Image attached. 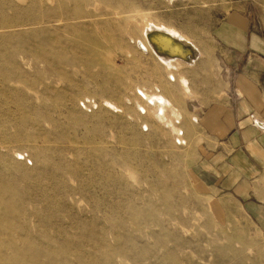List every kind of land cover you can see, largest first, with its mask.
<instances>
[{"label": "rangeland", "instance_id": "374dc122", "mask_svg": "<svg viewBox=\"0 0 264 264\" xmlns=\"http://www.w3.org/2000/svg\"><path fill=\"white\" fill-rule=\"evenodd\" d=\"M63 1L64 9L82 7L83 13L96 16L90 18L91 32L101 41L85 45L102 59L115 58L131 84L148 93H156L169 71L148 57L124 60L114 38H124L131 30L140 34L149 18L179 27L209 53L206 43L213 25L232 6L226 0ZM55 3L0 0V171L10 169L0 172V184L10 181L19 194L32 184H44L46 195L34 204L14 202L28 219L17 214L9 222L17 231L0 232V264H264V221L258 219L264 215L253 216L244 203L217 189L216 177L203 159L205 140L195 124L184 123L186 103L178 114L168 111L162 128L170 137L161 138L152 126L142 132L136 119H128L131 113L138 115L129 102L125 114L97 116L104 101L96 91L97 80L79 74L71 88L60 89L51 58ZM252 5L264 24V0ZM178 68L177 81L169 84L184 104L179 76L188 80L195 65ZM209 70L215 73L212 66ZM75 84H86L89 91L80 92ZM217 84L211 83L220 88V78ZM72 95L77 96L74 104L69 101ZM84 101L94 106H84ZM180 115L181 123L175 124ZM148 116L143 121L151 122L154 114ZM164 123L180 127L185 143H176V131ZM29 140L39 142V151L47 147L60 152L41 155L35 165L8 167L7 158L18 152L29 157L24 145ZM93 147L103 152H91ZM48 176L52 184L44 180ZM169 191L167 207L162 192ZM140 194L149 204L137 212ZM34 209L35 217L30 215ZM164 220L169 221L168 229ZM137 222L145 236L135 231ZM17 234L24 240L13 245Z\"/></svg>", "mask_w": 264, "mask_h": 264}, {"label": "bare ground", "instance_id": "6f19581e", "mask_svg": "<svg viewBox=\"0 0 264 264\" xmlns=\"http://www.w3.org/2000/svg\"><path fill=\"white\" fill-rule=\"evenodd\" d=\"M21 1V0H20ZM21 1V2H25ZM64 1L56 0L55 7L53 8V24L51 25L53 49L51 52L52 58V69L55 82L60 89H68L74 85L75 75L81 74L84 78L90 77L97 80L95 83L96 91L102 95L104 101L101 103L100 113L97 116H101L105 113H123L127 112L129 109V103L133 104L138 115L134 116L130 114L128 119L130 121H135L137 126H140L142 132L148 131L150 127L160 135L161 138L170 137L167 130L162 128V123L168 117V111L171 109L175 114H178L179 109L185 108V102L182 103V98L179 94L175 93L170 87L169 82H176L178 77L176 74L179 71L178 66L190 65L193 66L197 63V58L204 56L203 50L199 49V44L197 41L190 38L185 32H183L179 27L172 25L169 22H160L154 19H144V25L141 28V33L137 34L135 30L129 31L124 38H114L116 47L120 50L122 58L126 61L137 60L139 57L147 58L149 61L153 59L163 64L168 72L167 79L161 80V86L156 88V93H148L146 89L139 87L138 85L131 84V78L128 73L122 71V69L116 65L115 58L110 60L109 58H103L97 56L95 52H92L85 43L89 41H94L98 44L101 41V37L91 32L90 18H96L95 15H89L88 12L83 13L82 7H74L73 9H64ZM89 19V20H83ZM4 23L0 21V28H3ZM94 25V23H93ZM122 33V31H121ZM96 50H99V46H95ZM200 55V56H199ZM97 56V57H96ZM197 59V60H196ZM110 65L112 68H110ZM101 80L100 82L98 80ZM186 95L190 92V87L188 85V80L180 75L179 81ZM78 86L80 92H88L89 88L86 84H75ZM130 91V95L126 96L125 99L122 95L126 93V90ZM127 92V95H128ZM77 96L72 95L69 101L73 104L76 102ZM118 100V104L114 100ZM172 100L175 102L172 104ZM129 102V103H128ZM84 104L85 101H84ZM175 106V107H174ZM99 107V106H97ZM185 110V109H184ZM129 112V111H128ZM154 114V118L151 122L144 120L148 115ZM184 123H189L193 125L195 123L196 117L185 110ZM181 115L179 118L175 119V124L181 123ZM140 121V122H139ZM164 127L173 128V131L177 135L176 143L181 144L179 136H182L183 132L180 127L176 128L173 124L164 123ZM180 141V142H179ZM28 152L30 151L29 157L22 152L15 151L13 158H7L8 167L13 164H30L35 165L38 162V157L41 155L51 156L53 154H58L60 151L55 152L49 148H44L42 151L37 149L39 142L36 140L35 144L32 140L27 141ZM37 149V151H36ZM97 151L98 154L103 152V149L92 148L90 151ZM116 151V150H114ZM26 161V162H24ZM127 164V163H126ZM52 167H58L52 166ZM10 169L6 170L3 167L4 172H9ZM0 171V172H3ZM44 180L49 181L50 184L54 182L51 176L46 177ZM51 181V182H50ZM55 183H53L54 185ZM39 185L32 184L28 186L23 191V194L15 192L12 188V183L7 181V183L0 184V232H5L7 229L10 234L17 231L14 226L11 227L9 223L17 214H21L28 218V213L24 209H15V201L36 203V201L41 197H46L44 193L45 189ZM53 192L56 195L55 187H53ZM172 191L162 192V199L165 205L169 207L168 202L172 197ZM49 198V197H48ZM149 204V199L146 201L145 197L140 194L136 211L142 212L144 205ZM225 205L226 202H221ZM242 207V206H241ZM243 208V207H242ZM52 209V208H51ZM49 209V211L51 210ZM41 212V210H40ZM245 215L253 221L250 216L244 211ZM31 216L35 217L38 212L34 209ZM151 221H155L154 218H150ZM158 223V221H156ZM165 229L169 228V221L164 220ZM264 224V223H263ZM72 227V225H71ZM142 236H145L146 231L141 226L140 222H137L136 230ZM152 233V231H151ZM138 235L139 237H141ZM21 235H16L12 237V244L17 245L23 242Z\"/></svg>", "mask_w": 264, "mask_h": 264}, {"label": "crops", "instance_id": "0c3cea01", "mask_svg": "<svg viewBox=\"0 0 264 264\" xmlns=\"http://www.w3.org/2000/svg\"><path fill=\"white\" fill-rule=\"evenodd\" d=\"M226 1L232 6L206 43L215 52L209 49L195 64L185 103L205 140L203 159L217 189L253 216L264 215V127L257 124L264 123V24L254 0Z\"/></svg>", "mask_w": 264, "mask_h": 264}, {"label": "built area", "instance_id": "2783aa9c", "mask_svg": "<svg viewBox=\"0 0 264 264\" xmlns=\"http://www.w3.org/2000/svg\"><path fill=\"white\" fill-rule=\"evenodd\" d=\"M87 102H88V103H91L90 101H86V102H85L86 104L83 103L84 106H89V105L87 104ZM92 104H93V103H91V105H92ZM93 106H94V104H93ZM180 137H182V136H179V138H180ZM180 140H181V139H180ZM179 142H180V141H179ZM184 143H185V141L182 140V141H181V144H184Z\"/></svg>", "mask_w": 264, "mask_h": 264}, {"label": "water", "instance_id": "95a60500", "mask_svg": "<svg viewBox=\"0 0 264 264\" xmlns=\"http://www.w3.org/2000/svg\"><path fill=\"white\" fill-rule=\"evenodd\" d=\"M21 1H24V0H21ZM255 122L257 123V120H255ZM259 126L261 127H264V123L260 122V123H257Z\"/></svg>", "mask_w": 264, "mask_h": 264}]
</instances>
